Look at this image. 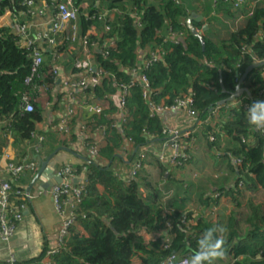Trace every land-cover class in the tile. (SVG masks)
I'll use <instances>...</instances> for the list:
<instances>
[{"label": "trees", "instance_id": "obj_1", "mask_svg": "<svg viewBox=\"0 0 264 264\" xmlns=\"http://www.w3.org/2000/svg\"><path fill=\"white\" fill-rule=\"evenodd\" d=\"M117 1L120 0H101V4L110 8ZM22 2L0 0V16L6 10L12 14L25 13L27 9ZM84 2L88 3V9L81 7ZM74 3L80 9L77 23L80 36H85L93 25L101 29V23L90 18L101 5H95V0H74ZM230 9V5L224 3L215 7L216 14ZM121 10L110 22L108 34L100 33L97 41L95 36H88L89 44L96 41L100 45V49L92 50L93 60L109 74L93 88V93L97 97L109 95L108 90L114 93L113 80L127 82L132 77L131 70L136 69L148 77L151 99L156 105L170 106L175 100L190 95L189 109L195 120L203 122L202 132L208 146L213 148L216 160H226L235 174L229 188L221 189L216 197L213 193L201 195L199 202L204 210L210 212V207L220 205L224 194L233 207L227 214H204L203 210L198 216L191 211L162 208L152 201L153 196H143L139 190L137 179L143 169V161L136 179L125 182L116 175L112 163L125 145L140 148L153 138L165 139L160 113L151 114L141 89L135 86L127 100L130 119L123 125L122 132L109 127L113 121L110 116L102 114L87 120L89 131L98 126L107 127L106 142L99 148L98 157L86 156L84 162L86 191L74 213L76 225L81 226L85 233H81L76 225L71 226L64 245L52 257L53 264H133L132 259L136 256L140 260L138 264H157L171 254L186 257L189 261L205 231L214 227H223V233L217 231L214 236L222 237L224 243L223 256L212 264H264V204L253 197L243 202L238 199L242 189L252 193L264 191V127L257 130L247 122L251 103L264 101V66L253 68L242 81L240 87L249 94L243 92L233 100L241 104L234 105L233 101L219 103L234 91L248 66L264 60V0L255 5L243 25L230 32L227 38L213 42L203 36V46L187 28L189 12L183 4L161 0L160 4L153 5L147 0H132L131 5ZM230 11L226 14L235 13ZM134 13L140 19L139 26L135 23ZM179 32L183 34L177 43L167 41L170 34ZM104 38L113 40L116 47L102 44ZM159 45L165 54L144 67L145 52ZM57 51L63 53L60 59H56L53 49L45 48L44 61L37 75L25 84L31 66L30 50L10 27L0 25V122L4 123L1 129L9 132L19 147L26 148L35 141L34 135L38 133L35 125L50 101H55L56 106L59 103V93L54 89V66L58 63L69 67V77L80 74L73 62L81 46L76 42L74 50H68L63 36ZM66 53L68 57L61 60ZM22 95H26L32 104L31 112L22 110ZM215 110H218L216 114ZM109 111L114 112L116 108L111 106ZM212 115L215 118L221 116L215 125H211ZM74 118L71 120L73 130ZM54 131L57 143L65 145L64 135ZM90 132L93 134L92 130ZM221 140L226 143V148L220 147ZM44 144L45 140L41 146ZM184 144L183 152L188 159L178 158L180 165L160 164L162 171L167 165L183 168L190 162V145ZM134 156L136 152L132 151L129 158ZM11 183L15 189L24 190L20 182ZM165 185V188L171 187V183ZM11 199L18 205L24 203L15 194ZM241 207L243 210H239ZM142 230L156 235L146 242L139 235ZM167 233L170 239L165 247L161 239ZM41 256L42 253L36 261Z\"/></svg>", "mask_w": 264, "mask_h": 264}, {"label": "crops", "instance_id": "obj_2", "mask_svg": "<svg viewBox=\"0 0 264 264\" xmlns=\"http://www.w3.org/2000/svg\"><path fill=\"white\" fill-rule=\"evenodd\" d=\"M131 1L132 0H120L115 2L112 7L106 8L105 5L102 6L101 0H95V5H101V9L108 10L106 12H109V10L112 9H117L121 13V8L131 5ZM255 1L256 0H247L245 7L240 11L242 16H240L238 12H235L236 14L234 12L233 14L228 13L227 15L226 13L231 9L226 10V12L218 11L216 14L215 7H213L211 0H181V4L187 8L189 12L187 18L191 17V24L196 31L202 32V36L210 39L211 41L218 42L227 38L230 32L243 25L247 17L245 15L247 14V11L254 7L253 3ZM160 2L161 0H147V3L153 5H158ZM116 15L113 14L111 21H114ZM45 22L46 20L44 19L35 21L34 26L32 27V34L38 29H45ZM0 23H2L3 26H9V18L5 21L4 19L1 20ZM194 23L200 24V26H196ZM204 25H206L207 28L202 30ZM92 32L97 41V38L101 33L100 29L93 25ZM92 48H94V50L100 49L99 43H97V47ZM67 57L68 54L66 53L61 60L66 59ZM56 65H59L62 68L60 74L70 75L71 69L69 67H62L58 63ZM55 81L56 83L54 89L55 92H58V80L55 79ZM108 91V105L103 111L106 113L104 115L109 117L111 114L116 112L109 111L111 106L113 108L115 107L116 110L119 109V95L117 91H114V93L110 92V90ZM88 92H86V95L91 97L90 95H93L92 92ZM98 98L102 99L103 97ZM61 109L62 108H60L59 103L56 106L55 101H50L42 112V118L36 123L35 129L39 134L43 135L45 144L43 147L40 146L38 150L34 147L36 140L29 143L26 148L23 146H17L18 144L11 136L7 137L5 135V129H1L4 123L2 125L0 122V179L8 177V173L5 170V165L8 159L3 156V152H6L10 159L19 160L22 156H27L29 160H35L38 163L35 172L33 171L34 173L27 171L23 174L19 181L24 188L25 194H29L31 196V198L28 199H21L24 201L22 204V220L17 224L15 234L10 242L11 251L16 255L20 264H39L40 260L36 261V259L41 253L43 255L46 250L57 247V232L62 218L54 205L51 187L47 190H40L39 188L42 182L38 180L31 187L29 193L27 192V188L33 181L37 170L40 168V164L53 154L50 158L49 165L54 168L56 173L66 165H70L77 169L75 176L67 180L69 185L73 187L79 186L86 181V173L83 169L86 159L82 158H86V156L85 149L81 143L82 136L80 135L79 129V124L82 120H84V116L82 117L79 113L75 116L73 123L74 130L71 128V133L68 136H62L66 141L64 142L65 145H60L57 143L56 137L54 136V125L58 122V118H60L62 114ZM159 113L161 124L164 128H177L181 130V133H188V137L185 138L184 143L188 146L190 145L191 159L190 162L183 165V168H175L167 165L169 169L166 167V170L162 171L160 164L162 165L165 163L160 162L157 159V155L162 152L165 139L153 138L143 147H132L131 152H136L137 155L138 152L141 151L143 155V169L137 179L140 184L139 190L143 196H153L152 201L164 209H178L186 212L191 211L198 216L201 213L200 208L203 209L199 202V197L208 193H213V195L216 193L219 194V192H222L220 191L221 189L229 188V186L234 182L235 174H233L231 169L228 167V162H226V160H216L213 148L208 146L206 138L202 132V121L195 120L193 116H188L179 110L163 111ZM220 117L218 116V118H215V116L212 115V119H210L211 125H215ZM108 125L110 126V124ZM90 130L93 132L92 138L102 144L100 148L104 146L106 142L105 134L103 135L102 132H96L95 128H91ZM219 145L221 148H226V143L222 140L219 142ZM62 147H66L67 149H62ZM146 147L149 150H146ZM163 153L169 155L171 153V148L164 149ZM129 155L124 154L123 150H121V153L117 154V159H115L112 163V167L115 172L124 176V179L128 173L130 163L135 157L129 158ZM216 175L219 176V179H213ZM45 178L48 185L52 178L50 175H47ZM170 179L179 183H172ZM168 183H171V187H163ZM245 192H247L245 199L253 197L258 200L256 195H262V191L260 190L254 193L247 190H245ZM222 195L223 196L220 201V214H227L229 210L225 208L222 203V201L227 198L224 197V194ZM197 205L198 208H196ZM63 206H65L64 209L66 210V213H68L69 206ZM218 206L219 205H217V207ZM213 213L216 214V210ZM76 226L81 233H85L81 226ZM139 235L146 242H148L152 237V234L143 230L139 232ZM155 235L156 234H153V236ZM7 256L8 251L6 246L0 242V264L5 262ZM132 262L133 264H138L140 262L138 256L134 257Z\"/></svg>", "mask_w": 264, "mask_h": 264}, {"label": "built area", "instance_id": "obj_3", "mask_svg": "<svg viewBox=\"0 0 264 264\" xmlns=\"http://www.w3.org/2000/svg\"><path fill=\"white\" fill-rule=\"evenodd\" d=\"M175 4H181V0H172ZM213 7L218 6L220 3L230 5L232 11L238 12L240 16L242 13L240 11L245 7L247 0H211ZM260 0H256L253 4L257 5ZM26 6V12H21L20 14H12L9 10H6L3 15L0 16V19L4 21L9 18L10 29L20 38L22 44L30 50L31 56V66L29 70V75L25 78L24 83L27 84L32 77L37 75L40 65L44 61V50L45 48L53 49L56 59L62 57V52L57 51V46L62 44V37L66 38L67 49L74 50L75 43L77 42L81 46V51L75 57L73 66L80 71V74L77 77H69V74L62 75L60 74L62 68L58 65L54 66L53 74L55 79L58 80V101L59 106L62 111L58 122L54 125V130L60 132L64 136L70 134L71 120L79 113L81 116H84L79 124L81 143L85 149V156L89 158H97L98 150L102 144L96 139H93V134L87 129V120L92 117H97L99 115L105 114L104 109L108 105L107 97L104 95L102 99H99L94 93L93 88L99 86L103 79L109 76L108 72L102 69L100 66L95 63L92 56V50L97 47L96 42L89 44L88 36L92 35V27L87 31L85 36L79 35L78 29V15L80 13L79 6H76L74 0H23L22 2ZM83 9H88V3L84 2L81 4ZM247 11L245 16L252 14L253 9ZM101 9L98 8L90 15V18L97 20L101 23V34H108L111 31V17L118 13L119 10L112 9ZM89 15L88 11L85 12ZM96 17V18H95ZM46 20L45 29H38L32 34V27L34 26L35 21ZM0 20V21H1ZM134 20L137 26L140 25V19L134 13ZM0 25H3L0 23ZM182 32L178 34H170L167 41L171 43H177L179 38L182 36ZM95 36V35H94ZM164 42H166L164 40ZM96 43V44H95ZM107 43L108 46L116 47V44L113 40L103 39L102 44ZM101 49H103L101 45ZM144 53V51H143ZM147 58H144L143 63L144 67L150 66L152 63L160 60L165 54V51L161 45L155 49H149L145 52ZM105 54V53H104ZM258 62V61H256ZM132 77L129 78L127 82H122L114 79L112 77L113 83L116 87V91L119 95V106L118 110L115 113L111 114L110 117L113 120L110 124V128L118 130V132L123 131V125L129 122L130 116L127 107V100L130 96V92L133 87L137 86L141 89L142 98L150 106V112L153 115L154 113H159L163 111H175L179 110L184 112L188 116H192V113L189 109L191 104V96H185L175 100L173 105L164 106L162 104L156 105L151 99V88L148 77L144 72L140 70L132 69ZM63 76V77H62ZM87 89H90L89 92H92L93 95H86ZM92 89V90H91ZM88 92V93H89ZM21 108L23 111L31 112L33 110L32 104L29 102V99L26 95H22L20 98ZM234 105L241 104L239 101H233ZM218 110L213 111L214 114ZM106 126H98L95 128L96 132H102L105 134ZM181 130L177 128H164L165 140L164 147H162V152L157 155V159L162 163H171L178 164V158L184 160L188 159V155L183 151L185 149V144L182 142L183 138L188 137V133H181ZM7 133V134H6ZM5 135L10 136L9 132H6ZM36 144L34 147L38 150L41 146V143L44 140L43 135L36 134L34 135ZM212 139V138H211ZM129 141V140H128ZM166 148H171V153L166 155L163 153V150ZM132 150L131 145H125L123 152L126 155L130 154ZM146 150H149L146 147ZM151 150V149H150ZM3 156L8 159L5 170L8 173V177L5 179H0V242H2L8 251V256L4 264H18L16 255L11 251L10 242L15 234L17 224L22 220V209L23 205L16 204L11 199V195L15 194L20 199L31 198L29 194H25L24 190H17L12 185L11 181L19 182L21 176L27 171H34L37 166V161L29 160L27 156H22L19 160L10 159L6 152H3ZM142 152L133 158L128 169V173L124 179V176L116 172V175L123 179V181L128 182L129 180L136 179L138 173L142 169ZM84 172L85 171V168ZM76 168H73L70 165L64 166L57 173L62 176V183L51 187V194L53 196L54 205L59 212L62 221L57 232V247L54 249L46 250L40 258L39 264H53L52 257L60 248L64 245V240L69 234V228L73 225H76L77 221L75 220V209L77 205L81 202L82 195L86 191V181L79 186H71L68 183V179L75 176ZM11 180V181H10ZM216 197V196H214ZM68 207V213L64 209L65 206ZM217 206L210 207V212H215L218 210ZM152 234V238H154ZM169 234H164V237L161 241L164 243L165 247L169 242ZM189 261L186 257L179 256L177 254H171L167 256L164 260H161L157 264H188Z\"/></svg>", "mask_w": 264, "mask_h": 264}, {"label": "clouds", "instance_id": "obj_4", "mask_svg": "<svg viewBox=\"0 0 264 264\" xmlns=\"http://www.w3.org/2000/svg\"><path fill=\"white\" fill-rule=\"evenodd\" d=\"M247 122L254 129L264 127V101L252 102L247 110ZM223 233V227H214L205 231L198 241V248L190 257L189 264H212V262L223 256L222 237L214 236L215 232Z\"/></svg>", "mask_w": 264, "mask_h": 264}, {"label": "water", "instance_id": "obj_5", "mask_svg": "<svg viewBox=\"0 0 264 264\" xmlns=\"http://www.w3.org/2000/svg\"><path fill=\"white\" fill-rule=\"evenodd\" d=\"M186 25L187 28L190 30V32L196 36L199 41L201 42V45H204V39L202 36V32L196 31V29L192 26L191 24V17L187 18L186 20ZM207 28L206 25H204L202 30H205ZM264 66V60L262 61H258V62H254L252 65L248 66L245 70V72L240 76L238 83L236 84L234 91L230 94V96L225 99L222 100L221 102H219L220 104L225 103L226 101H233L234 99L238 98L240 96V94H242L243 92H246L247 94H249V92L245 89L240 87L242 81L246 78L247 74L256 67H261ZM62 149H67L66 147H62ZM53 155V154H52ZM52 155H50L46 160H44L41 164H40V168L37 170L33 181L31 182V184L28 186L27 188V192L29 193L31 187L35 184V182H37L38 180L40 182H42L41 186H40V190H47L52 186L55 185H59L62 183V176L58 173L55 172L54 168L52 166L49 165V161L50 158L52 157ZM83 159H86L85 157H82ZM50 175L51 176V181L49 182V184L47 185V181H46V176Z\"/></svg>", "mask_w": 264, "mask_h": 264}, {"label": "rangeland", "instance_id": "obj_6", "mask_svg": "<svg viewBox=\"0 0 264 264\" xmlns=\"http://www.w3.org/2000/svg\"><path fill=\"white\" fill-rule=\"evenodd\" d=\"M214 176V175H213ZM214 178H218L219 179V176L218 175H216L215 177H213V179ZM264 191H262V195H256V198H258L263 204H264V193H263ZM246 193L247 192H245V190H241V194H240V196H239V200L241 201V202H243L244 201V199H245V195H246ZM216 196L218 195V193H216L215 194ZM221 201V200H220ZM222 203H223V205L225 206V208H227L228 210H230V209H232V202L230 201V199L229 198H227V199H225L224 201H222ZM220 206H221V204L218 206V210L216 211V212H218V214H220ZM196 208H198V205L196 206ZM204 209H202V208H200V211H201V213H202V211H203ZM239 210H243V208L241 207V208H239ZM204 214H209L210 212H208V210L207 209H205L204 210V212H203Z\"/></svg>", "mask_w": 264, "mask_h": 264}]
</instances>
